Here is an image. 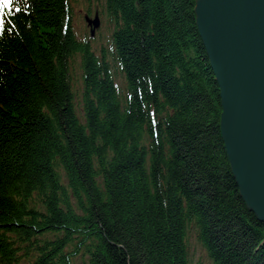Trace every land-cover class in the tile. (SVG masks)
Wrapping results in <instances>:
<instances>
[{
  "label": "trees",
  "instance_id": "trees-1",
  "mask_svg": "<svg viewBox=\"0 0 264 264\" xmlns=\"http://www.w3.org/2000/svg\"><path fill=\"white\" fill-rule=\"evenodd\" d=\"M71 2L14 0L4 14L0 264H264L194 0H106L101 57L76 37Z\"/></svg>",
  "mask_w": 264,
  "mask_h": 264
},
{
  "label": "water",
  "instance_id": "water-1",
  "mask_svg": "<svg viewBox=\"0 0 264 264\" xmlns=\"http://www.w3.org/2000/svg\"><path fill=\"white\" fill-rule=\"evenodd\" d=\"M193 11L219 88L231 174L246 208L264 221V0H195ZM87 22L99 25L97 16Z\"/></svg>",
  "mask_w": 264,
  "mask_h": 264
},
{
  "label": "rangeland",
  "instance_id": "rangeland-1",
  "mask_svg": "<svg viewBox=\"0 0 264 264\" xmlns=\"http://www.w3.org/2000/svg\"><path fill=\"white\" fill-rule=\"evenodd\" d=\"M98 6L101 10V18H104L103 25L98 30L96 34V38L91 42L92 48L97 52L101 49L102 46L105 44H108L109 36L111 34L113 23L109 21V19L106 16L105 12V0H72V11H73V21L72 26L74 25L75 34L78 35L79 38L86 37V30H85V24L83 21V14L85 13V9L91 8V11L94 9V7ZM107 18V19H106ZM80 55L74 54L73 58L71 59V75L73 76V88L75 89L74 93V104L77 109L78 114H82V102L81 98L79 96V93L81 92L82 88V80H81V65H80ZM117 80L119 83H121V80L119 76L117 77ZM121 87L123 84L120 85ZM195 259H201L202 261L206 262V259L203 257L202 250L195 246ZM77 262L79 263V260L77 259ZM21 264H27L26 262H23Z\"/></svg>",
  "mask_w": 264,
  "mask_h": 264
},
{
  "label": "bare ground",
  "instance_id": "bare-ground-1",
  "mask_svg": "<svg viewBox=\"0 0 264 264\" xmlns=\"http://www.w3.org/2000/svg\"><path fill=\"white\" fill-rule=\"evenodd\" d=\"M194 3H195V0H194ZM193 13H194V11H193ZM73 16H74V14H72V18H71V21H73ZM108 18H109V16L108 15H106ZM107 19V18H106ZM110 19V18H109ZM194 21H195V13H194ZM103 22H104V18L102 17L101 18V20L99 21V24H100V26H102L103 25ZM195 23V26H196V22H194ZM73 29H75V27H74V25H73ZM196 30H197V27H196ZM198 31V30H197ZM198 33V32H197ZM198 36H199V33H198ZM94 39L92 38V37H86L85 38V42L90 46V48H91V50H92V52H93V54L94 55H96L95 54V50L91 47L92 46V41H93ZM107 48V47H106ZM109 51H110V49L109 48H107ZM103 50H106L105 48H103ZM79 52H76V53H74V54H78ZM101 53V52H100ZM206 53V52H205ZM73 54V55H74ZM79 55H80V53H79ZM207 56V55H206ZM80 57H81V55H80ZM105 59L112 65V67H111V69H110V74H111V76H114V74H113V72H112V68H118V65H116L115 63H112V59L111 58H109L107 55H105ZM219 89V88H218ZM80 121H81V119L80 118H78ZM229 164V163H228ZM203 257L206 259V254H203Z\"/></svg>",
  "mask_w": 264,
  "mask_h": 264
},
{
  "label": "snow or ice",
  "instance_id": "snow-or-ice-1",
  "mask_svg": "<svg viewBox=\"0 0 264 264\" xmlns=\"http://www.w3.org/2000/svg\"><path fill=\"white\" fill-rule=\"evenodd\" d=\"M11 0H0V9H3L4 7L10 5ZM3 24V19L0 17V26Z\"/></svg>",
  "mask_w": 264,
  "mask_h": 264
}]
</instances>
